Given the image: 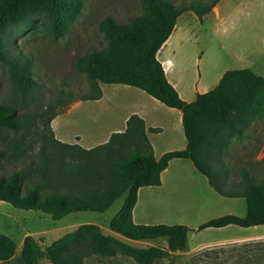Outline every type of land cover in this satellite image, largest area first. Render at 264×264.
Here are the masks:
<instances>
[{"label":"rangeland","instance_id":"1","mask_svg":"<svg viewBox=\"0 0 264 264\" xmlns=\"http://www.w3.org/2000/svg\"><path fill=\"white\" fill-rule=\"evenodd\" d=\"M169 1L181 4L192 0ZM214 8L221 17L219 21L216 15L213 17ZM213 9L202 20L191 10L184 12L185 24H181L179 17L178 28L158 52L159 58L170 60L167 76L178 82L182 95L190 101L194 100L196 89L204 92L213 89L229 69L250 68L264 77V0H219ZM141 12L140 0H84L81 13L56 39L51 38L49 22L41 15L11 27L9 52L19 62L28 60L33 84L23 87L18 82L17 70L0 61V102L15 108L21 126L18 130L0 127V147L6 152L0 160V173L21 170L24 185L39 180L50 190L45 175L57 163L71 162V167L86 168V153L53 141L50 120L56 115L54 131L60 140L68 142L78 133L83 144L96 145L104 140L109 128L121 125L127 111L149 103V118L162 128L146 131L156 155L167 148L177 150L185 146L178 109H169L137 87L91 80L76 67L78 56L106 46L100 29L105 17L127 22ZM97 88L104 94L100 101L82 99L88 101L68 109L79 95ZM153 102L156 103L150 104ZM147 121L150 125L151 120ZM240 130L217 132L213 137L216 147L209 151L211 164L217 168L220 164L222 170L219 182L227 185L240 184L243 169L256 181L264 180V113L249 116ZM72 151L74 159L70 156ZM181 162L187 166L177 163L171 167L174 170L175 166L177 172L171 189L168 179L165 187L151 185V189H142L133 208L134 222L188 227L186 247L169 251L152 264H264V224L201 228L204 222L221 215L244 216L245 198L220 195L190 159ZM127 193L118 196L105 211H77L57 220L40 210L21 209L0 201V233L16 243L14 255L0 264H23L20 252L27 234L38 242L41 251L38 264H52L46 247L83 223L97 224L104 234L137 247L166 249V237L129 240L109 227L112 218L121 211ZM84 264L139 263L130 255L116 253L92 254L84 259Z\"/></svg>","mask_w":264,"mask_h":264},{"label":"trees","instance_id":"2","mask_svg":"<svg viewBox=\"0 0 264 264\" xmlns=\"http://www.w3.org/2000/svg\"><path fill=\"white\" fill-rule=\"evenodd\" d=\"M219 0L185 1L174 4L169 0H140L142 12L127 22L105 17L100 23L107 44L92 49L76 59L78 71L101 83H120L142 89L168 107L179 109L186 138L183 149L165 151L156 157L147 137L143 119L132 114L125 130L113 132L103 143L90 148L53 141L86 153V168L57 163L45 176L50 190L39 180L24 185L21 170L0 173V201L21 209H37L57 220L77 211H105L114 200L127 193L121 211L110 221L109 227L129 240L167 238V248L137 247L117 237L104 234L94 223H83L54 240L45 252L52 264H84L92 254L130 255L139 264H152L169 251L186 247L188 227L184 224H143L133 221V208L139 187L159 185L160 172L172 158H188L209 185L220 195L244 197L247 211L244 216L225 214L209 219L201 225L223 227L235 224L243 227L264 224V180L256 181L246 169L241 170L240 184L219 182L222 170L211 164L210 154L216 147L214 135L221 130L241 132V125L249 116L264 113V77L250 68L225 71L217 85L197 93L194 100H184L168 81L156 53L172 33L178 17L191 10L202 20ZM84 0H0V61L17 70L18 82L32 85L30 63L17 61L9 52L10 30L13 25L30 18L44 16L51 27V38L62 36L81 13ZM101 88L81 94L77 100L97 99ZM69 96L72 94L68 93ZM52 119V118H51ZM51 121V120H50ZM0 127L18 130L21 126L15 108L0 102ZM157 131L160 128H149ZM221 147V146H220ZM6 152L0 147V160ZM75 158V152L70 154ZM221 163V162H220ZM16 250L14 240L0 233V261L10 259ZM41 251L35 238L27 234L20 252L23 264H38Z\"/></svg>","mask_w":264,"mask_h":264},{"label":"crops","instance_id":"3","mask_svg":"<svg viewBox=\"0 0 264 264\" xmlns=\"http://www.w3.org/2000/svg\"><path fill=\"white\" fill-rule=\"evenodd\" d=\"M212 14H213V17H215V15H216V20H220V18H219V14L216 12V8H214L213 10H212ZM184 14H181L179 17H182V25L183 24H185V22H184V17L185 16H183ZM178 17V18H179ZM215 19V18H214ZM178 20V19H177ZM217 21V22H218ZM176 28H178V22L176 21V24H175V27H174V29H173V31L174 30H176ZM172 31V32H173ZM172 34V33H171ZM171 34H170V36H171ZM170 36L167 38V40L161 45V47L158 49V51H157V53H156V56H157V58H158V60L161 62V64H162V66H163V69H164V71H165V75H166V77H167V79H168V81L175 87V89L177 90V92L179 93V95L183 98V99H185L186 101H190V99H187V98H185L183 95H182V93H181V91H180V89H179V87H178V82L177 81H172L171 79H169V77L167 76V74H168V71L171 69L170 68V60L168 59V58H166L165 57V59H161V58H159V56H158V52L162 49V47L167 43V42H169V39H170ZM101 96L99 97V98H97V99H93V100H96V101H100L102 98H103V96H104V94H103V91L101 90ZM202 92H204V91H197V89H196V94L197 93H202ZM196 96V95H195ZM152 97V96H151ZM154 100H156V101H158L157 99H155L154 97H152ZM85 101H88V100H75V101H73L72 103H71V105L69 106V108L68 109H70L71 107H75V106H80V105H83V103L85 102ZM152 101V100H151ZM158 102H160V101H158ZM154 103H156V102H153V103H150V104H154ZM161 104H162V102H160ZM149 104V103H148ZM148 104H144V105H140V107H138V106H135V107H133L132 109H130L129 111H127L124 115H123V117H122V123H121V125L120 126H114V127H111V128H109L108 129V131L106 132V135H105V137H104V140L102 141V142H99V143H103V142H105V141H107V139L109 138V136L111 135V133H113V132H120V131H123V130H125V128H126V125H127V120H128V118H129V116L130 115H132V114H137L138 116H140L142 119H143V121H144V127H145V130L147 131L149 128H155V127H157V128H160V129H162L161 128V126H159V125H156V123H153L154 121L152 120V119H150L149 118V115H148V112H149V109H148ZM158 105V104H157ZM153 106V105H152ZM155 106V105H154ZM169 109H175V108H173V107H169ZM179 110V109H178ZM179 120L181 121V124H182V115H181V111L179 110ZM57 116L58 115H56V116H54V117H52V119H51V127H52V130H53V132H54V136H55V138H57L58 140H60L57 136H56V134H55V131H54V124H55V120L57 119ZM151 120V123H150V125L148 124V121L147 120ZM146 134H147V132H146ZM147 137H148V134H147ZM148 139H149V137H148ZM60 141H62V142H67V141H63V140H60ZM150 141V140H149ZM67 143H77V144H79L80 146H82V147H84V148H90V147H93V146H95V145H93V143H88V144H83V142H82V139H81V135L80 134H78V133H76V134H74L70 139H68V142ZM99 143H97V144H99ZM150 143H151V145H152V148H153V152H154V155L158 158V157H160V155L162 154V153H164L165 151H169V150H175V149H172V148H170V149H164L161 153H160V155H156V152H155V149H154V145H153V143L150 141ZM96 144V145H97ZM185 146H186V138H185ZM185 146H182V147H179V149H183ZM177 161H180V162H177ZM181 161H184V158H172L169 162H168V165L166 166V168H164L161 172H160V179H161V182H160V184L159 185H155L156 187H165V185H166V180L168 179L170 182V184H169V187H168V189L170 188V187H172V185H173V180L175 179V175L177 174V172H176V167L174 166V170H172L171 169V167L173 166V165H175V164H177V163H184L185 165H186V162H181ZM183 165V164H182ZM187 166V165H186ZM206 177V176H205ZM152 188V186L151 185H148V186H142V187H139L138 188V190H137V201H136V203L138 202V196L140 195V191L142 190V189H151ZM171 189V188H170ZM134 214H135V212L132 214L133 215V217H134ZM134 221V220H133ZM135 223H137V222H135ZM224 227V226H223Z\"/></svg>","mask_w":264,"mask_h":264}]
</instances>
